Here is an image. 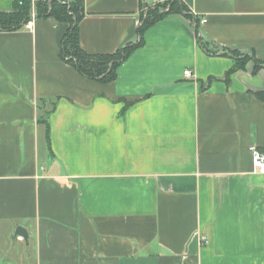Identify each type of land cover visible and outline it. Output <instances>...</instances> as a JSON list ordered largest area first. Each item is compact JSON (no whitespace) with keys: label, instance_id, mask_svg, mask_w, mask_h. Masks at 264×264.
I'll list each match as a JSON object with an SVG mask.
<instances>
[{"label":"crops","instance_id":"0c3cea01","mask_svg":"<svg viewBox=\"0 0 264 264\" xmlns=\"http://www.w3.org/2000/svg\"><path fill=\"white\" fill-rule=\"evenodd\" d=\"M161 1L82 0L80 47L136 43ZM180 1L106 82L63 21L0 31V264H264V0Z\"/></svg>","mask_w":264,"mask_h":264},{"label":"trees","instance_id":"16d2710c","mask_svg":"<svg viewBox=\"0 0 264 264\" xmlns=\"http://www.w3.org/2000/svg\"><path fill=\"white\" fill-rule=\"evenodd\" d=\"M35 17H54L63 21L68 27L61 41V58L73 65L82 75L98 81H111L116 78L117 67L125 60L130 53L144 42L143 34L147 28L171 14H184L190 17L188 8L180 0H163L141 17V24L138 27L139 39L136 43L128 44L114 53L90 54L84 51L79 44L77 24L82 16V0H73L69 4L57 0H16L13 10L7 13H0V31H14L23 27L31 20V14ZM196 33H199L198 20L193 18ZM235 65L227 72V77L235 70L244 66L247 57H238L235 51ZM259 63L256 62V67ZM259 99L264 100V92L256 93ZM132 104V101H125V107ZM47 116V115H46ZM45 118V116H44Z\"/></svg>","mask_w":264,"mask_h":264},{"label":"built area","instance_id":"2783aa9c","mask_svg":"<svg viewBox=\"0 0 264 264\" xmlns=\"http://www.w3.org/2000/svg\"><path fill=\"white\" fill-rule=\"evenodd\" d=\"M35 17L34 13L31 14V20ZM31 20L25 24L26 27H31ZM205 19H202L201 22H204ZM183 74L187 77H190L191 72L189 69L184 70ZM251 151V160H252V166L253 171L255 173H264V153L260 151L256 146L250 147Z\"/></svg>","mask_w":264,"mask_h":264},{"label":"water","instance_id":"95a60500","mask_svg":"<svg viewBox=\"0 0 264 264\" xmlns=\"http://www.w3.org/2000/svg\"><path fill=\"white\" fill-rule=\"evenodd\" d=\"M14 233H15V235L21 236L24 239L25 243H27L28 233L24 227L17 226Z\"/></svg>","mask_w":264,"mask_h":264}]
</instances>
